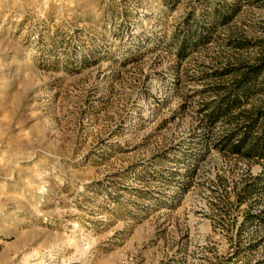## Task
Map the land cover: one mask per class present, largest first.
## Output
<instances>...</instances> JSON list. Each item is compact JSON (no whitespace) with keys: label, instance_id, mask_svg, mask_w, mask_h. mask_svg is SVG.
<instances>
[{"label":"rangeland","instance_id":"1","mask_svg":"<svg viewBox=\"0 0 264 264\" xmlns=\"http://www.w3.org/2000/svg\"><path fill=\"white\" fill-rule=\"evenodd\" d=\"M262 61L264 0H0V264H264L204 107Z\"/></svg>","mask_w":264,"mask_h":264},{"label":"trees","instance_id":"2","mask_svg":"<svg viewBox=\"0 0 264 264\" xmlns=\"http://www.w3.org/2000/svg\"><path fill=\"white\" fill-rule=\"evenodd\" d=\"M219 18L225 21L227 15L218 12L215 14L214 19ZM189 27L188 35L180 40L178 39L175 43L176 52L179 56L185 53L187 47L193 45V37L195 41L200 42L207 39V34L198 32L197 28L194 29L191 25ZM257 94L264 95V61L257 65H249L241 71L239 70L232 86L217 99L204 104V107L207 110L205 117L211 123L220 120H226L230 123V129L225 130L218 138L222 149L231 154L254 159L264 166V99L260 105L249 111L241 108ZM186 159L189 158L186 157ZM189 160L192 162L194 159L190 158ZM257 179H260V176ZM252 191L253 189L249 190V193L251 194ZM263 215L264 212L260 214L248 213L247 220L251 219V221L247 222H252L254 218L263 221Z\"/></svg>","mask_w":264,"mask_h":264}]
</instances>
